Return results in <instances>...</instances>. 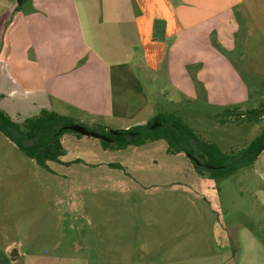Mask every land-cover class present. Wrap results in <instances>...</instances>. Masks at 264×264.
<instances>
[{
  "label": "rangeland",
  "instance_id": "obj_1",
  "mask_svg": "<svg viewBox=\"0 0 264 264\" xmlns=\"http://www.w3.org/2000/svg\"><path fill=\"white\" fill-rule=\"evenodd\" d=\"M237 3L228 56L247 99L170 103L159 95L142 114L174 113L222 152L244 147L264 124L208 117L264 103V0ZM0 109L15 122L38 112L5 95ZM72 121L110 129L102 123L109 120ZM100 140L65 131L62 154L43 168L0 132V264H264V148L232 175L210 179L183 152L167 153L162 140L123 149Z\"/></svg>",
  "mask_w": 264,
  "mask_h": 264
},
{
  "label": "crops",
  "instance_id": "obj_2",
  "mask_svg": "<svg viewBox=\"0 0 264 264\" xmlns=\"http://www.w3.org/2000/svg\"><path fill=\"white\" fill-rule=\"evenodd\" d=\"M237 2L0 0V95L110 129L146 123L159 95L243 102L228 56Z\"/></svg>",
  "mask_w": 264,
  "mask_h": 264
},
{
  "label": "trees",
  "instance_id": "obj_3",
  "mask_svg": "<svg viewBox=\"0 0 264 264\" xmlns=\"http://www.w3.org/2000/svg\"><path fill=\"white\" fill-rule=\"evenodd\" d=\"M208 117L220 124L242 120L256 122L264 120V103L246 111L238 107H224ZM72 120L65 115L40 109L38 113L15 122L0 109V132L24 155L45 168L46 161L58 159L62 154L59 137L63 132L71 131L62 127L73 123ZM153 123L155 125L151 126ZM116 130L118 133L115 135L108 133V129L103 133L109 138L108 141L100 140L103 147L123 149L162 140L167 153L183 152L194 170L199 174L206 172L210 179L232 175L251 164L264 148V124L244 147L222 152L214 143L199 139L186 122L174 113L158 112L144 124Z\"/></svg>",
  "mask_w": 264,
  "mask_h": 264
},
{
  "label": "water",
  "instance_id": "obj_4",
  "mask_svg": "<svg viewBox=\"0 0 264 264\" xmlns=\"http://www.w3.org/2000/svg\"><path fill=\"white\" fill-rule=\"evenodd\" d=\"M154 125H155V123H153L151 126H154ZM62 128H67V129L74 131L76 133L91 136L94 138H99V139L104 140V141L109 140V138L106 135L92 131V130H89V129H86L85 127H83L82 125H79L77 123H69L67 125H64ZM108 133L115 135L118 133V131L116 129H108Z\"/></svg>",
  "mask_w": 264,
  "mask_h": 264
}]
</instances>
